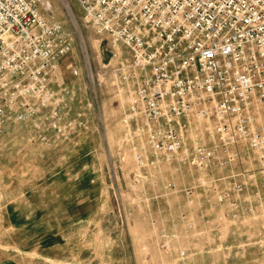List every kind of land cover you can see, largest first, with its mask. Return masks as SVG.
<instances>
[{
    "label": "rangeland",
    "instance_id": "rangeland-1",
    "mask_svg": "<svg viewBox=\"0 0 264 264\" xmlns=\"http://www.w3.org/2000/svg\"><path fill=\"white\" fill-rule=\"evenodd\" d=\"M48 5L43 15L73 48L51 73L47 108L0 119V264H187L225 240H264L258 156L245 144L225 152L196 116L184 121V151L215 150L208 169L139 153L119 94L130 51L88 25L74 0Z\"/></svg>",
    "mask_w": 264,
    "mask_h": 264
},
{
    "label": "built area",
    "instance_id": "built-area-1",
    "mask_svg": "<svg viewBox=\"0 0 264 264\" xmlns=\"http://www.w3.org/2000/svg\"><path fill=\"white\" fill-rule=\"evenodd\" d=\"M46 1L0 0V119L23 122L47 108L51 73L72 52L64 26L43 15ZM74 1L88 25L132 55L119 94L139 153L149 147L208 169L215 150L184 151V121L196 116L213 123L225 152L247 145L264 175V0Z\"/></svg>",
    "mask_w": 264,
    "mask_h": 264
},
{
    "label": "crops",
    "instance_id": "crops-1",
    "mask_svg": "<svg viewBox=\"0 0 264 264\" xmlns=\"http://www.w3.org/2000/svg\"><path fill=\"white\" fill-rule=\"evenodd\" d=\"M187 264H264V240L225 242L201 255L186 259ZM184 261V260H183Z\"/></svg>",
    "mask_w": 264,
    "mask_h": 264
},
{
    "label": "bare ground",
    "instance_id": "bare-ground-1",
    "mask_svg": "<svg viewBox=\"0 0 264 264\" xmlns=\"http://www.w3.org/2000/svg\"><path fill=\"white\" fill-rule=\"evenodd\" d=\"M44 5L46 6V10L47 11H49V10H51V7L48 5V7H47V1L44 3Z\"/></svg>",
    "mask_w": 264,
    "mask_h": 264
}]
</instances>
